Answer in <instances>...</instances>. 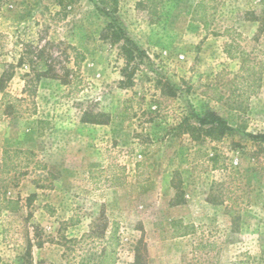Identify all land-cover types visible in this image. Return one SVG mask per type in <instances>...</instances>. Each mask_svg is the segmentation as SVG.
Instances as JSON below:
<instances>
[{
	"label": "rangeland",
	"instance_id": "1",
	"mask_svg": "<svg viewBox=\"0 0 264 264\" xmlns=\"http://www.w3.org/2000/svg\"><path fill=\"white\" fill-rule=\"evenodd\" d=\"M116 1L0 0V104L20 99L0 109V158L40 163L9 175L21 207L0 217V264H66L113 222L116 264H264V38L261 88L241 109L212 88L240 66L225 29L254 37L264 0H216L208 32L191 18L198 0ZM208 110L234 132H180ZM179 218L197 231L162 239Z\"/></svg>",
	"mask_w": 264,
	"mask_h": 264
},
{
	"label": "trees",
	"instance_id": "2",
	"mask_svg": "<svg viewBox=\"0 0 264 264\" xmlns=\"http://www.w3.org/2000/svg\"><path fill=\"white\" fill-rule=\"evenodd\" d=\"M116 6L117 1L112 0ZM149 3L157 6L161 0H148ZM216 0H198L192 11V20L202 24L205 31H210L212 22L214 20ZM105 4V0H100ZM60 5H63L64 0H58ZM258 34L254 37H245L241 32L233 27H227L224 35L228 38L225 43L224 51L230 59H239L240 66L237 73L233 78L221 79L212 85L216 92H220V88L224 89L225 93H229L232 100H234L233 109H241L246 100V94H254L261 88V70L262 63L258 59L255 52L258 50L257 44L260 43V37L264 38V24L259 28ZM264 42V41H263ZM248 45L252 48L249 49ZM124 49V48H123ZM127 56L132 52L126 51ZM83 58V57H82ZM220 93L217 100H222L225 93ZM20 99L12 97L8 93H3L2 103L0 109L10 114L14 108L15 102ZM3 110V109H2ZM1 114V110H0ZM197 123H191L189 118L184 117L180 123L179 130L181 133H189L196 140L209 137L213 140H219L226 135L234 132V128L230 127L227 122L219 116L215 111L208 110L204 114H199L196 117ZM253 138L264 142V133L253 135ZM24 156V160L20 157ZM35 153L31 150L23 149H10L3 150L2 157L0 158V174L6 177H0V217L5 212H15L20 209V199H14L8 196L7 189L12 177L9 175L12 172H18L24 167L37 166L40 163L34 159ZM216 160V154L212 158ZM121 174H113L110 179V184L113 186H120L125 183L124 168H120ZM102 170H95L93 172H103ZM197 231V226L193 223H185L183 219L171 220L170 227L167 230L168 236L161 237L167 238H180L192 235ZM75 242L79 245L85 246V251L81 254L73 253L68 259L66 264H116L118 261V246L120 238L118 235V224L113 222L110 229L103 231L99 234L96 231H89L84 233L81 238ZM86 246H88L86 248ZM193 264H201L200 260L193 258Z\"/></svg>",
	"mask_w": 264,
	"mask_h": 264
}]
</instances>
